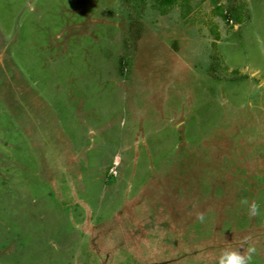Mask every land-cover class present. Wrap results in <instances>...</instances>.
<instances>
[{
  "label": "rangeland",
  "instance_id": "rangeland-1",
  "mask_svg": "<svg viewBox=\"0 0 264 264\" xmlns=\"http://www.w3.org/2000/svg\"><path fill=\"white\" fill-rule=\"evenodd\" d=\"M133 1L0 0V264H264V0Z\"/></svg>",
  "mask_w": 264,
  "mask_h": 264
},
{
  "label": "clouds",
  "instance_id": "clouds-1",
  "mask_svg": "<svg viewBox=\"0 0 264 264\" xmlns=\"http://www.w3.org/2000/svg\"><path fill=\"white\" fill-rule=\"evenodd\" d=\"M241 203L248 205L249 215H255L257 213L258 205L255 201L248 203L246 200H242ZM200 219H203V217H200ZM254 251L255 249L251 246L244 253L235 249L224 248L220 251L216 259V264H249L252 258L251 253Z\"/></svg>",
  "mask_w": 264,
  "mask_h": 264
},
{
  "label": "trees",
  "instance_id": "trees-1",
  "mask_svg": "<svg viewBox=\"0 0 264 264\" xmlns=\"http://www.w3.org/2000/svg\"><path fill=\"white\" fill-rule=\"evenodd\" d=\"M150 1L152 2V7L155 8L156 10H158L159 12L161 11L162 12L161 14L167 13L169 10L174 8L177 3L183 8V6L187 2V0H150ZM131 5H133L137 9L136 14L141 15L143 13V11L145 10L146 0H134L131 3ZM123 9L126 10V7H123ZM221 16L224 19H229L227 14L221 15ZM134 37L135 36H133L131 38H134ZM135 39H136V37H135ZM135 39H134V41H135ZM126 67L130 68V65L128 64V62L124 61L121 65L120 71L122 72Z\"/></svg>",
  "mask_w": 264,
  "mask_h": 264
},
{
  "label": "crops",
  "instance_id": "crops-1",
  "mask_svg": "<svg viewBox=\"0 0 264 264\" xmlns=\"http://www.w3.org/2000/svg\"><path fill=\"white\" fill-rule=\"evenodd\" d=\"M190 12H191V10H189V13H190ZM189 13H188V15H189ZM188 15H187V16H188ZM193 25H194V26H196V24H195V23H193Z\"/></svg>",
  "mask_w": 264,
  "mask_h": 264
}]
</instances>
